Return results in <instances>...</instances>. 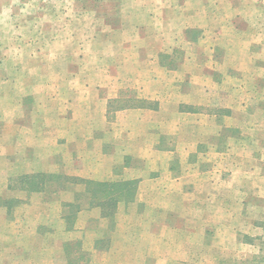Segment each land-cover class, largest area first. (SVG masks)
Instances as JSON below:
<instances>
[{"label":"rangeland","instance_id":"1","mask_svg":"<svg viewBox=\"0 0 264 264\" xmlns=\"http://www.w3.org/2000/svg\"><path fill=\"white\" fill-rule=\"evenodd\" d=\"M147 5L154 11L166 6L151 20L139 14L135 18L131 0H121L123 18L116 16L118 5L112 0H0V76L9 75V90L67 89L60 93L63 99L58 95L57 108L63 110L60 103L70 94L78 124H88L72 133L101 138L93 147L98 153H125L115 156L112 170L110 162L96 161L97 156L88 161L82 154L78 160L75 150L66 162L75 173H55L53 179L43 173L26 176L32 175L23 173L29 161L18 169L21 173L14 170L9 176L0 162V197L13 207L0 212V222L17 220L8 227L0 224L12 250L7 259L0 257V264H212L215 258L224 263L230 252L237 253L235 240L242 239L225 223L238 226L224 211L227 196L237 200L241 195L264 209V0H155ZM97 17L105 27L122 21L153 24L160 35L168 33L166 46L180 50L134 51L161 61L163 69L152 65V59L138 65L136 58L133 65L120 67L113 57L123 51L107 42L98 49L93 42L90 49L99 50L103 61L90 53L86 60L75 42L86 36L95 40ZM197 25L206 29L203 37L186 32L185 41L180 39L181 31ZM43 54L53 64H40ZM67 55L75 66L56 64ZM132 73L115 88L110 85L100 101L93 97L100 89L96 85L110 84L97 77ZM66 74L72 82L52 80ZM144 75L150 80L144 81ZM158 78L165 82L156 84ZM80 91L85 92L82 97ZM115 91L118 96L106 100ZM22 100L29 107L32 98ZM102 102L106 121L123 126H98L102 115L94 110ZM3 104L0 98V124L2 118L10 119L6 111L1 114ZM145 105L163 109L160 117L150 118L160 125L158 135L149 139L144 114L120 113ZM86 106L90 108L85 112ZM64 116L57 114V125ZM67 132L58 130V139ZM74 148L85 150L82 145ZM134 156L139 160L133 161ZM98 162L105 173L96 168ZM241 172H248L247 178L239 179L236 174ZM239 182L241 194H232L230 188L235 190ZM52 183L56 195L48 193ZM36 189L46 192L32 193ZM214 233L219 240L211 243ZM258 248L264 252V241ZM242 262L264 264V256L244 257Z\"/></svg>","mask_w":264,"mask_h":264},{"label":"crops","instance_id":"2","mask_svg":"<svg viewBox=\"0 0 264 264\" xmlns=\"http://www.w3.org/2000/svg\"><path fill=\"white\" fill-rule=\"evenodd\" d=\"M114 2V5H118V11H116V16L123 18V13L121 10V0H112ZM143 2L146 4L144 7L142 3ZM132 6H133V15L139 16V15H144L147 18H150L151 20L153 17L158 16L156 14H159V12H162V8H165L166 5H163L161 7V10L158 8V10L154 11L152 5H147V3H153L155 0H131ZM161 2H165L167 4V0H161ZM134 4V5H133ZM135 6H138L135 8ZM160 10V11H159ZM128 12H131L129 10ZM138 12V13H137ZM158 12V13H155ZM139 14V15H138ZM133 16V17H134ZM103 18L105 17L102 16ZM96 24H98V28L96 29V38L95 40L94 37L86 36L84 39H82L79 42H75L76 45H78V50H83L81 53L82 56L87 60L89 53L90 54H95L97 56L98 61L102 60V55L97 51L94 53L93 51H96L94 49H90L89 43L96 42L97 43V48H101L102 45L107 42L112 45V47L117 48L118 50H121L123 52L120 53V55L114 56V60H116L115 65L116 66H126L129 67V65H133L135 62L132 60L137 59L138 65H145L147 64L149 59H152V65L156 67H164L158 60L153 58L151 55H146V57L143 55V53L139 52L136 53L134 52L135 50L137 51H149V50H160L162 49H175V50H180V47H175V45H172V47L166 46L169 44L168 40V33L160 35V31L158 28L154 29L153 24L145 25V24H133L127 25L124 21L121 22L122 25L120 26H111V27H105V25H102L99 18L97 17ZM102 25V26H101ZM157 26V25H156ZM163 29V28H162ZM193 30V31H192ZM187 33H196L200 34L202 37L204 34L207 33L206 29L204 30V27H201L200 25L194 26L187 28L184 31H181L180 33V39H184V36ZM133 33L134 36L130 37L125 36L124 34H130ZM167 35V36H165ZM155 38V39H153ZM92 41H90V40ZM192 40V39H191ZM116 41H120L118 43H115ZM70 42V41H69ZM189 43V42H188ZM55 43H51L50 48L54 47ZM116 44V45H114ZM143 44V45H142ZM200 42H197V45H199ZM29 46H32L28 44ZM19 47V46H18ZM25 45H21L20 48H24ZM214 48V47H213ZM21 49L17 50V62H19V57L21 56ZM126 49H130L129 53L127 54L125 51ZM213 51L215 49H212ZM159 53L162 52H156V56H158ZM8 54V53H7ZM9 55V54H8ZM155 56V57H156ZM9 57H7V60ZM42 59V62L40 61ZM30 60H33L32 57H30ZM55 58V62H56ZM58 62L56 64L65 66L71 65L72 67L75 66L73 65V58L70 55H67L65 59L58 58ZM40 64H53V58L47 57L45 54L39 58ZM160 63V64H158ZM82 65V63H81ZM125 69V68H124ZM163 69V68H160ZM170 73L169 71L166 72ZM133 75V73L129 76H109V77H104L100 76L97 77L96 80L98 82L104 83L106 80L110 82L109 85L102 84V85H96L97 87L99 86L100 89L96 90V93H94V98L97 99L98 101L101 100V98H104L103 96L106 94L105 92H110L106 91L108 87L111 85L113 88L116 87L117 81H124L126 78H130ZM9 75H2L0 76V82H1V90H0V98L3 99V102H5V105H1L2 108V116L5 114V111L7 112L6 115H10V119H5L2 118V123L0 124V162L2 163V170L5 173H8L9 176H13L14 173L12 171L17 170V173H21V170H18L21 168L23 162L29 161L31 165H29L26 170V172L23 173H32V175H26V176H34L38 175L40 173H43V175H49L54 178L55 173H75L73 172V165H68L66 162L68 161V156L70 154L73 155V151L76 150V152L80 155L77 156L79 158L78 160H81L80 158L82 157V154L87 156V160L91 161V159L95 158L96 156L98 159L96 161H106L110 162V168L113 170L114 168V162H116L115 156H118V154H125L122 151L118 150L119 153L115 152H109V150L106 152L103 150L102 152L100 151L99 153L96 152L93 147L101 144V138H90L88 136V133H81L79 132H74V130L81 129L83 131L85 127H87L88 124L83 123L82 121L79 122L80 125L77 122V118L74 117V112L72 109V105L69 104L72 100V96L68 94V100L67 101H62L60 103L63 105V110L57 108V101H58V95L61 92L66 93L67 89H56L54 90V86H51L49 90H33L32 92L26 91H17L16 94L12 91L9 90L8 88V83H9ZM166 76V75H165ZM155 77V76H154ZM144 81H148V77L146 75L143 76ZM153 78V77H152ZM74 78H72V75H58L56 78L52 79L57 82H72ZM75 80L81 81L84 83H87L88 81L85 79H81V77H77ZM94 80V79H92ZM35 81V80H34ZM153 81V80H152ZM156 84H163L165 82V79L163 78L160 80L159 78L154 81ZM145 83V82H144ZM150 86L151 82H150ZM7 88V89H4ZM109 90V89H108ZM91 91V90H90ZM118 91H120L118 89ZM15 94V95H14ZM85 94L84 91H80V97H82ZM93 94V92H92ZM118 94L115 93L110 96L108 95L106 97V100H109L111 98H116ZM27 97L32 98L31 102H29V107H24L22 106V99H25ZM60 97L62 99L64 98L62 94H60ZM14 98H17L15 101ZM57 100V101H56ZM106 102H102L100 106H97L96 109L94 110L98 114L100 113L101 116V122L99 123L98 126H105L108 129H113L116 128L117 126H123V124L119 123H109L106 121L105 114H106V107H105ZM145 109H136V110H124L120 112L121 114L125 115H131V114H137V113H142L144 114L145 118V123L148 125L149 128V134L148 136H145L147 139L148 137L152 138L154 135H158L156 132H159L158 127H159V122L154 123L155 121H151L150 118H158L160 117L158 114H162L163 109L162 107H158L159 109H147V105H145ZM90 107L86 106L85 112L87 109ZM36 113H40L39 115ZM58 113H63L65 116L63 117V123L60 125H57V114ZM119 113V112H118ZM68 114V116H67ZM31 116V119H29V116ZM143 118V117H142ZM75 120V121H74ZM59 126V127H57ZM60 130H65L68 131L67 133H64L63 135L59 136L58 139V134L57 131ZM130 130V129H129ZM152 132V134L150 133ZM68 134V137H65V135ZM151 135V136H150ZM75 136V141L72 140L73 137ZM131 136V134L129 135ZM72 138V139H69ZM131 140V139H130ZM137 139L135 138L134 141ZM154 140V138L152 139ZM105 141V140H104ZM134 141L132 143H134ZM109 143V142H108ZM78 145H82L85 147V150L83 152L79 153L76 148ZM141 151H139L137 154L139 156ZM25 156H29V159H25ZM139 160V157L134 156L133 161ZM146 159V161H148ZM15 161V163H14ZM101 162L99 164H96V168L98 167V170L102 169V173H105L104 167L101 165ZM116 164V163H115ZM10 166V167H9ZM78 170V167L76 168ZM11 173V174H10ZM45 173V174H44ZM244 173L248 172H241L237 173L236 175L238 178L243 179L247 178V175H244ZM234 174V173H233ZM25 175H18V177H23ZM233 176V175H232ZM54 184V183H52ZM241 182H239V185H237V188L235 190L232 189V194H238V191L241 194V190L243 189V186L240 185ZM231 186V185H230ZM233 186V185H232ZM242 186V187H241ZM50 189L48 190V193H53L56 195V185L54 184L53 187H49ZM4 190V189H3ZM45 189H36L35 192H32L34 194L41 195L42 193H45ZM217 197V196H216ZM228 199L224 203H222L223 208L225 213L227 214V218H234L233 222L237 223L238 226L231 225L228 220L225 221L227 226L229 228H235V232L231 231L233 233H240L241 234V241L239 242L238 240H235L236 243V252L237 253H229V256L231 257L228 259L226 262H216V258L212 264H243L244 257H251V258H260L261 255L264 256V252L260 251L259 245L264 241V213L259 214V210L264 211L262 208V205L260 203H250L246 202L245 199L242 200V197H238L237 200H234V197L232 196L233 199H229L230 197L227 196ZM4 198L1 196L0 197V212H3L4 208H8V210H12L13 207H11L9 201H3ZM233 200V201H232ZM9 204V205H8ZM31 205V204H30ZM221 205V204H220ZM28 208L30 207L29 205L27 206ZM27 210V209H26ZM250 211H257V213L250 214L248 212ZM4 213V212H3ZM17 220L13 218L11 220L4 219V221L0 222L3 226L8 227V223L14 224ZM1 227V225H0ZM2 229H0V232ZM3 234V235H2ZM0 233V237L4 236L0 240V257L1 258H6L9 257V253L12 252V250L9 247L10 242H8V234L7 230L5 232ZM16 239V237H14ZM218 237L216 236V233L210 235V241L211 243H216L218 241ZM217 248L215 247V244H212V251L216 250ZM18 250H16L17 252ZM240 251V252H238ZM214 252V251H213ZM217 255V254H215ZM4 264V263H2Z\"/></svg>","mask_w":264,"mask_h":264}]
</instances>
